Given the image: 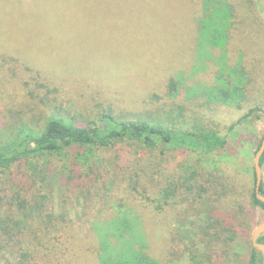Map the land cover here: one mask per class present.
<instances>
[{
	"label": "rangeland",
	"instance_id": "rangeland-1",
	"mask_svg": "<svg viewBox=\"0 0 264 264\" xmlns=\"http://www.w3.org/2000/svg\"><path fill=\"white\" fill-rule=\"evenodd\" d=\"M227 1L235 9L223 56L217 49L222 27L214 24L215 18L210 29L205 28L206 39L198 35L201 0H0L1 143L20 126L39 128L53 112L77 125L98 122L110 110L124 119L148 117L183 130L204 128L223 134L246 111V101L242 108L230 107L206 102L203 93L222 73L235 79L220 64L223 59L233 66L240 56L236 76L247 72L246 79L252 65L256 85L246 84L245 92L259 111L237 125L218 152L147 149L119 142L96 150L95 160L88 164L72 161L71 153L44 159L43 165L51 161L53 171H62L68 180L67 186L54 190L45 209L65 212L79 236H87L92 224L122 207L143 223L145 216L151 218L164 230L165 241L180 233L186 250L201 251L190 230L192 222H202L197 204L181 202V190V196L168 198L156 212L143 207L142 189L158 200L168 182H179L195 170L221 178L228 174L239 182L241 192L245 179L251 183L253 156L264 133V0ZM168 18H173V25L164 24ZM104 49L108 58L100 53ZM12 170L13 176L21 177V168ZM261 180L264 185V162ZM252 211L253 216L261 213L259 208ZM255 220L249 222L251 233ZM180 229L187 230L189 239ZM148 253L160 264L187 261L185 255L180 257V245L171 249L154 241ZM221 264L240 260L230 255Z\"/></svg>",
	"mask_w": 264,
	"mask_h": 264
},
{
	"label": "trees",
	"instance_id": "trees-1",
	"mask_svg": "<svg viewBox=\"0 0 264 264\" xmlns=\"http://www.w3.org/2000/svg\"><path fill=\"white\" fill-rule=\"evenodd\" d=\"M201 7L198 35L201 41L205 40V28L209 26L210 29L215 18L217 22L214 24L222 27L217 49L225 56L235 8L227 0H201ZM253 11L256 14L255 7ZM164 24L173 25V18H168ZM107 52L108 49L100 51L108 58ZM241 62L239 56L235 64L229 66L227 59H223V64H220L235 79L230 80L222 73L221 78L203 93L206 102L230 107L242 108L241 103L246 101V111L229 124L223 134L214 129L183 130L173 123L152 122L153 119L148 117L124 119L110 110L101 114L98 122L86 125L71 123L58 112H53L39 128L20 126L11 132L6 140L0 142V264H160L148 253L154 241L166 243L171 249L180 245V257L185 255L186 264H221L230 255L237 256L240 264H264L262 254L251 245L249 222L256 219L254 225H257L264 221V204L256 199L254 192L253 165L250 168L251 183L243 179L244 183L240 185L242 192L239 182L228 174L223 173L221 178L202 170L186 173L179 182H168L158 200L142 189L140 199L145 204L143 207H152L156 212L162 210L168 198L181 196V190L185 193L181 202L197 204L196 215L202 217V222L199 226L192 222L190 230L196 237V243H200L201 251L186 250L182 238H179L180 233H172L165 241L164 230L151 218L145 216L143 223L127 208L120 207L100 223L92 224L87 236L82 237L75 232L73 221L65 212L49 211L44 206L54 190L68 185L64 184L68 180L62 171H56V168L53 171L51 161L43 165L44 159L62 158L71 153L72 161L88 164L95 160L96 150L107 149L119 142L137 143L147 149L188 148L203 153L222 150L228 143L229 133L259 111L245 92L246 84L248 87L256 85L252 65L248 66L249 78L246 79L247 72L241 77L236 76ZM82 72L87 71L75 70L77 74ZM171 82L173 80L168 85ZM263 162L264 153L260 166ZM14 168H21L20 178L13 176ZM91 168L89 173H94ZM260 193L264 195L262 181ZM220 202L224 205L220 206ZM255 208L261 210L260 215L253 216ZM243 212L248 217L247 221L241 219ZM147 222L155 229L154 232L148 230ZM158 230L162 231L161 235ZM181 231L185 233V239H189L187 230ZM257 241L264 243V234ZM218 243L221 248L215 247Z\"/></svg>",
	"mask_w": 264,
	"mask_h": 264
},
{
	"label": "water",
	"instance_id": "water-1",
	"mask_svg": "<svg viewBox=\"0 0 264 264\" xmlns=\"http://www.w3.org/2000/svg\"><path fill=\"white\" fill-rule=\"evenodd\" d=\"M264 153V133L260 142L258 149L255 151L253 156V171H254V192L255 197L261 203L264 204V195L260 193V185H261V166H260V158ZM264 234V221L259 222L252 230L251 233V245L257 251H259L263 256L264 261V243H259L257 239Z\"/></svg>",
	"mask_w": 264,
	"mask_h": 264
}]
</instances>
